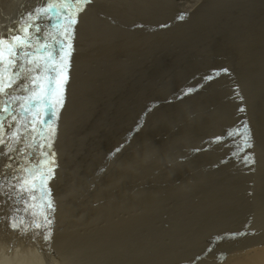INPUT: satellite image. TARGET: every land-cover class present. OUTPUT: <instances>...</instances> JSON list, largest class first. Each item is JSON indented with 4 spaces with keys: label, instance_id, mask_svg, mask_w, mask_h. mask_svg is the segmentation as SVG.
<instances>
[{
    "label": "rangeland",
    "instance_id": "rangeland-1",
    "mask_svg": "<svg viewBox=\"0 0 264 264\" xmlns=\"http://www.w3.org/2000/svg\"><path fill=\"white\" fill-rule=\"evenodd\" d=\"M23 2L18 4L22 25L31 22L39 26L38 31L29 29L32 46L37 41L31 53L35 57L40 54L36 62L41 69L56 67L67 54L68 79L59 104L55 103L56 97L42 96L28 113L20 105L33 102L32 92L25 89L37 71L26 72V84L13 96L14 106L5 117L4 139L8 147L0 146V152H7V156L0 157L2 189L8 175L35 168L42 157L44 167H40L36 177L20 171L19 178L29 176L28 184L37 183L53 167L52 161L61 160L64 149L58 148L64 147L73 130L91 69L86 31L80 33V42L70 40L72 47L68 48L67 33L60 29V0H46L44 9L51 2L56 5L47 19L34 13L40 0ZM81 7L88 13L87 4ZM238 8L213 18L206 13L191 21L182 17L172 20L173 16L157 19L151 37L143 38L140 30L135 35L125 34L118 55L115 50L112 53L118 68L108 92L101 95L92 86L88 91L87 102L94 108L95 121L90 130L93 151L98 153L99 145L95 143L99 139L109 143L104 162L91 167V179L97 183L100 195L108 199L104 208L107 220L103 232L74 234L93 233L96 240L102 241L104 238L98 239L94 233L107 232L108 239H123L129 231L136 233L124 247L108 249V253L126 255L123 264H134L133 259L135 264H150L170 244L196 247L201 252L196 260L216 263L231 252L264 243V45L261 52L252 47L256 41L260 43L256 23L252 28L251 12ZM167 21L170 22L166 28H162L160 23ZM6 22L5 18L0 22V35L15 34L19 23L11 27ZM45 29L49 31L42 35ZM41 44H46L48 51L36 53ZM242 47L252 51L246 55L248 59L239 54ZM76 48L81 50L79 57L71 56ZM48 57L51 62L45 65ZM18 69L26 71L23 67ZM38 74V83L44 88L48 86L46 77L57 78L56 72L39 70ZM14 86L6 91L12 93ZM20 114L24 116L19 120L28 134L26 138L18 131L19 120L12 119ZM12 133L17 134L18 142L11 138ZM98 133H102L100 137ZM41 137L50 140V147L35 148L34 157H38L31 161L28 147ZM217 137L221 138L218 143ZM249 137L251 147L244 143ZM81 139L80 135L76 142ZM116 146L119 150L113 152ZM76 147L77 150L83 145ZM79 166V160H73L71 166L64 165L62 179L59 177L62 183L54 189L69 184L71 178L67 177L76 175ZM7 208L12 209L5 205L0 206V211L7 213ZM5 222L3 235L7 237L12 234L9 216ZM28 235L32 245H40L34 231ZM119 240L113 239L109 244L116 246ZM64 252L60 250L59 255L67 257Z\"/></svg>",
    "mask_w": 264,
    "mask_h": 264
},
{
    "label": "bare ground",
    "instance_id": "bare-ground-1",
    "mask_svg": "<svg viewBox=\"0 0 264 264\" xmlns=\"http://www.w3.org/2000/svg\"><path fill=\"white\" fill-rule=\"evenodd\" d=\"M20 1L21 0H0V22L5 18L7 20L6 23L10 24L11 27L15 24V22L19 23L17 27L18 30L24 27L22 25L24 21L20 20L19 18L20 12L18 4ZM23 1V4H27L30 0ZM45 2L46 0H40L38 8L34 11L35 14H39L40 11L44 10L42 6H44ZM51 5L52 2L50 3L49 7ZM75 6L76 5H73L72 12L76 16V23L71 29V40H78V42H80V33H83V31L87 32V40L90 48L89 61L91 65V69L89 70L87 77V86L81 96V109L78 113L77 119H75L72 123L73 130L70 131L64 147L58 148L64 149L62 151L64 154H62L60 161L53 163V167L51 168L52 174L46 178L43 188L40 187V180L43 175L42 177H39V182L37 181V183L34 184L31 182V184L25 185V187H32L34 185L35 188L40 189L39 192L25 193L24 195H21L19 193L20 184L17 182V179L15 180L13 178V174L7 176V185L4 189H2V191H0V206L6 205L8 207H12V209L7 208V213H4L5 211H0V264H123V259H125L124 256L126 255H122V253L116 251L108 253V249L124 247L128 242H132L133 234L136 233H133L132 231L126 232L127 236H125L123 239L120 237H109L110 239H108L106 234L109 233L107 232L94 233L98 239L104 238L102 241H100L93 237V233H89L90 235H88L87 233L74 234V232H101L104 229L103 223L107 218L104 213V208L106 202L105 200L108 199H104V196L100 195L98 188L95 186L97 183L91 179V167H97L99 163L102 161L104 162L106 157V146L109 143L107 144V142L104 141L100 142L103 139H99L97 143H95L99 145V151L98 153L97 151L94 152L95 150L93 151L91 144L94 142L92 140V133L90 134V130L93 128L92 125L95 121H93L94 108L88 104L87 96L91 86L101 95H105L108 92V89L116 76L118 68L115 65L116 59L112 60V53L115 50L116 54L118 55L121 42L125 34L135 35L140 30L142 37L144 35L151 37L153 30L157 25V19H168L173 16L174 19L172 20H178L179 17H182L184 21H191L193 19H201L199 17L205 15L206 13L208 14L209 18H213L217 15L232 11L231 9L233 7H239L240 10L241 8H246L248 13L249 11L251 12L250 15L252 16V20L250 19V22L252 28H254L256 23L258 41L260 43L258 44L256 41L252 47L258 52H261V49L264 45V0H175V2L173 0H146V3L143 0H90V3L87 4L88 13L85 11V9H83V7H81L82 5L77 7L82 8L83 11L76 12L77 7ZM235 9H233V11H236ZM52 13L53 11L51 8L49 15L47 12L42 16L46 17L47 19L51 17ZM127 15H129L131 19H127ZM59 20L60 29L62 32L68 28L67 16H63ZM170 21L160 23L161 27L166 28V24ZM1 27L3 26H0V28ZM47 31H49V29H45L42 32V35H46ZM6 36H8L10 39V35ZM40 38L41 37H38V39ZM146 38L147 37H145V39ZM35 43H37V41ZM35 43H33L31 48L27 49V52L31 53L32 50L35 49ZM97 43L99 46H97ZM147 44L150 46V40H147ZM18 52L21 57L24 56L23 50H18ZM239 52L241 56L244 54L243 57L245 59H248L247 56L252 54V51L245 47L240 48ZM80 53L81 50L76 48L71 56L79 57ZM148 56L150 58V54H148ZM18 67H23L26 69V71L24 72L23 70H19ZM27 67L29 68L32 66L27 65L25 59H21L18 61L15 70L25 74L27 72ZM67 69L66 75L68 79ZM11 71L12 69L9 70V74ZM26 75L22 76V78L19 80L13 81L14 83L12 86L16 85L17 82L19 83L20 81L22 83H19L20 86H14L12 93H9L11 97L18 95L17 92L19 87H23L24 84H26V80H24ZM29 82L30 81L28 80V85H26L28 87L25 89L27 92H29L31 88ZM116 88L117 91L121 93L120 86L118 85ZM45 89H47V87H45ZM14 91H16V93ZM9 104L10 107L14 106V102L9 101ZM36 105L37 102H34V107L32 110L35 109ZM23 117L24 116L20 114L16 116V119L19 120ZM104 117L105 115H102L101 119ZM18 125V131L20 134H23L24 138L28 137V134H26L24 130L22 121L19 120ZM6 130L8 131L10 129L7 128ZM101 134L102 133H98V136ZM80 135L82 138L81 141L76 142V138ZM23 137L20 136L21 139H23ZM40 145H45V147L42 149H46L48 146H50V140L47 137H41L39 141L37 140L32 142L30 147L32 149L28 147V151L31 153V161L38 157H34V150L35 148H41ZM67 145L68 147L66 149ZM78 145H83V147L76 150V146ZM82 148L84 149L81 150ZM94 148H97V146ZM58 149L56 148L55 151ZM118 150L119 147L116 146L113 152ZM93 154L94 156L98 155L99 158L96 159L97 156L94 157ZM73 160H79L80 166L76 175L67 177V180L71 178L69 182L71 185L68 183L66 184L65 180V184L63 183L64 186L62 185L63 187L61 189H54L62 183L60 179H62L63 176L62 172L64 165L71 166ZM44 161L45 160L43 158V163ZM43 163L40 167H44ZM36 165L37 164H35V167ZM19 177L18 179L20 183H23L22 177L21 179ZM32 179L31 181H34ZM1 184L2 182L0 183V188H2L4 182L2 185ZM103 191L102 193L104 194L106 191ZM45 193L47 194L45 195ZM33 194L35 195V199L28 201L27 196ZM109 196L111 197L112 195ZM41 197H43V199H41ZM49 201L52 203L53 207L51 210H48L46 214L48 215L49 219H51L52 223L45 232V235L50 237V239L46 241L44 235L39 234V230L35 229L34 226L31 225L33 224V220L37 222L40 221L41 213L45 211L42 206ZM7 216H9L11 225L16 223L20 226L19 230H14L12 226H9V229H12V234L4 237L3 232ZM101 217H104V219H101ZM79 220H81V222H79ZM21 221H23V224H20ZM99 224L100 226H96ZM74 225L75 229H72ZM32 230L38 236L39 243L41 242L40 245H38V242L36 243V246L30 243V235L28 234H32ZM117 231L118 229L116 230V233ZM122 231L124 230L122 229ZM23 235L26 237L24 238ZM113 239H120L119 244L116 246L110 245L111 242H113ZM6 244L9 245L6 246ZM45 244L47 245L45 246ZM1 245L3 247H1ZM92 248H94L95 251H92ZM167 248L168 250L163 248L165 249L164 251H162L157 256L155 255L156 257L154 256L155 258L150 264H264V243L262 242L242 251L237 250L231 252L230 254L226 255L225 259L216 263L205 262L201 259L196 260L195 257L201 253L195 249L196 247L188 248L186 245L174 247L170 244ZM119 249L121 250V248ZM60 250L62 252L65 251L64 254L67 253V257H62V255H59ZM205 258L208 259L206 256ZM193 259L194 261L189 262ZM131 262L135 264L134 259L131 260Z\"/></svg>",
    "mask_w": 264,
    "mask_h": 264
},
{
    "label": "snow or ice",
    "instance_id": "snow-or-ice-1",
    "mask_svg": "<svg viewBox=\"0 0 264 264\" xmlns=\"http://www.w3.org/2000/svg\"><path fill=\"white\" fill-rule=\"evenodd\" d=\"M89 3L90 0H61L60 15L62 17L65 15L67 16L68 28L65 31L67 33V37L69 40L68 48L72 47L70 43L71 29L73 25L76 23V16L72 12L73 5L79 6V5H86ZM52 7H56V5H51L49 8L40 11L39 14L40 15L46 14L51 10ZM80 11H83V9L77 7L76 12H80ZM38 18L39 17L37 16V19ZM29 29H35L36 31H38L39 26L38 24L34 25L31 22H29L27 26L17 30L15 34L9 33L10 39L8 38V36H0V146H4L5 148L8 147V142L4 139L5 122H6L5 117L11 111L9 101L15 102V99L9 95V92L6 91V89L11 88L13 81L19 80L22 78V76L26 75V73L22 74L19 71L15 70L18 61L21 59H25L27 65L32 66L27 68V71H34V70L37 71V75L33 76L30 80V85H31L30 91L32 92L33 102H29L27 105L25 104L20 105V107L23 108L24 112L30 113L34 107V101L40 99L42 96H47L49 99H51L52 97H56L55 103L59 104L64 91V85L67 82V75H66V69L68 67L67 54H65L61 58L60 64L58 66L52 68L46 67L44 69H41V66L36 62V60L39 57H35L33 53L27 52V49L32 47V35L29 32ZM18 50L24 51L23 57L20 56ZM47 51H48V46L46 44H41V46L36 49V53H42ZM51 59H52L51 57L46 58L45 65L49 64L51 62ZM10 69H12V71L9 74ZM39 70L56 72L57 78L55 80H53V78L50 76L46 77L48 80L47 89H45L40 83H38V81L41 79V77L38 74ZM211 78L212 77L210 76L206 79H211ZM12 119L15 120L16 118L13 117ZM9 127H11V125H9ZM245 135H247V133H245ZM11 138L17 139V134L12 133ZM220 141L221 138L217 137L215 142L218 143ZM244 143L247 144L249 147H251V138L249 137V139L245 140ZM40 147L43 148L45 147V145H40ZM45 155H47V153H45ZM4 156H7V152H0V157H4ZM42 163H43V158H41V160L37 162L35 168H25L14 171L13 178L17 179V182L20 184L19 193L21 195H24L25 193H36L39 192L40 189L35 188L34 185L32 187H25V185H28L29 183V180L27 178L23 180V183H20L18 179L19 172L24 171L27 172L29 176L34 177L36 173L40 171V166ZM52 163L55 162L52 161ZM51 174H52V170L49 169V171L45 173L44 176L41 178L40 180L41 188H43L46 178ZM0 191H2V188H0ZM46 194L47 193H45V195ZM32 199H35L34 194L27 196L28 201H31ZM41 199H43V197H41ZM42 207L45 209V211L41 213L40 221L37 222L33 220V224L31 226H34L35 229L39 230V234L44 235V238L47 241L50 239V237L48 235H45V232L47 228L51 226L52 221L51 219H49L46 213L48 210L52 209L53 205L49 201L45 203ZM20 224H23V221H21ZM11 226L14 230H19L20 225L13 223Z\"/></svg>",
    "mask_w": 264,
    "mask_h": 264
}]
</instances>
